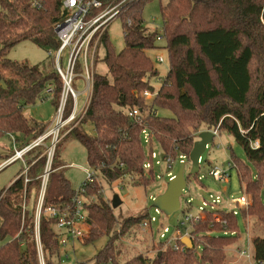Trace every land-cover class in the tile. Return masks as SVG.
I'll return each instance as SVG.
<instances>
[{
    "label": "trees",
    "instance_id": "16d2710c",
    "mask_svg": "<svg viewBox=\"0 0 264 264\" xmlns=\"http://www.w3.org/2000/svg\"><path fill=\"white\" fill-rule=\"evenodd\" d=\"M61 1L0 0V137L14 135L3 161L48 130V125L27 116L24 106L45 93L58 109L63 83L57 69L44 70L39 64L10 59L7 51L23 39L48 53L55 51L59 40L54 25L63 18ZM118 1L101 0V8ZM147 1L127 0L120 5L119 14L124 16L120 50L112 47L106 30L101 34L98 46L104 47L102 60L107 71L94 70L81 118L55 145L42 208L72 205L75 188L64 174L66 163L60 159L64 141L77 140L85 149L89 168L105 181L128 176L146 186L156 176L153 167H143L147 157L151 160L153 148L174 158L178 154L188 158L195 133L205 123L218 132L225 131L242 147L252 168L232 158L240 186L250 196V203L239 212L244 222L246 216L264 227V0H167L159 6L160 31L143 23L141 11ZM154 48H165L168 60L156 89L151 80L158 77V71L146 52ZM144 91L152 93L149 101ZM72 107L73 98L68 94L62 118L69 116ZM134 107L141 110L148 127V143L142 139V125L128 114ZM157 108L168 109L172 116L158 114ZM255 140L257 146L252 145ZM44 151L43 145H35L22 159L11 161L19 160L23 167L0 188V264H41L34 217L22 211V204L31 188L37 187L39 192L47 158ZM93 184H86L88 193ZM86 208L90 234L97 230L93 237L105 234L107 240L91 259L77 264H145L147 259L141 254L119 260L121 251L111 234L116 218L108 202L100 198L87 203ZM141 218L124 219L119 234H128ZM237 221V213L230 209L207 210L204 218L189 225L192 247L178 250L160 245L154 264H223L224 248L239 237ZM54 223L53 217L41 212L38 239L43 264H56L53 258L60 243ZM251 245L255 261L264 263V236L253 234Z\"/></svg>",
    "mask_w": 264,
    "mask_h": 264
},
{
    "label": "rangeland",
    "instance_id": "374dc122",
    "mask_svg": "<svg viewBox=\"0 0 264 264\" xmlns=\"http://www.w3.org/2000/svg\"><path fill=\"white\" fill-rule=\"evenodd\" d=\"M166 2L167 0H149L144 3L141 11L143 23L150 27L157 28V30L160 31L162 27V19L160 16L159 6L160 4H164ZM123 18L124 16L122 14H118L109 21L106 27L107 37L115 50H120L124 45L122 31ZM146 52L152 59L158 71V77L151 80L152 85L156 89L159 85V78H162L168 69L166 50L165 48H154L147 49ZM103 54L104 47L99 45L97 48V61L94 66V70L98 73H105L107 71L106 65L102 60ZM156 55L162 56L163 60L161 62L157 61L155 59ZM7 56L13 60L26 61L30 64H39V66L44 70L56 67L54 53L52 52L49 54L30 39L20 40L10 46L7 51ZM65 59L66 50L61 54L60 65L62 69H64L66 65ZM74 73L75 79L73 81V85L76 92H80V94H78L77 101L75 105L73 104V107L75 111H78V113L72 120H68L64 126H62L58 133V141L56 143L61 140L68 130L75 127L81 118L84 107L86 106L83 104V99L86 97V93L83 92V68L79 59L74 69ZM61 96L62 94L60 95V99ZM41 97L43 98H38L33 103L24 106L23 111L27 116L48 125L47 131L50 132L54 128L58 114L55 107L51 103V96L43 93ZM69 99L70 98L67 100L69 101ZM149 100L150 97L147 96V101ZM156 112L161 115L172 116L171 111L168 109L157 108ZM88 129L91 131L90 126H88ZM211 129L212 128L205 123H202L199 127V131ZM42 135L43 134L39 136ZM196 135L197 132L195 133V139L197 137ZM12 138H14V135H5L0 137V188L7 186L10 180L15 178L17 173L23 167L22 162L19 160L12 163L3 162L5 155H8V153H10V149L12 148ZM52 139L53 134L43 138L38 145H43L46 148L49 146ZM153 151H156L157 153L156 159L149 160L148 157L146 159L147 161H152L154 164L153 171L155 175L160 176H155L153 183L143 186L141 184L134 183V179H130L128 176L112 182H107L100 175H97L96 180L92 185L93 189L90 192V197H93V201L97 202L98 199L101 198L111 205L113 195H117L121 201L120 204L112 208L113 215H115L116 218V223L111 229V234L116 237L117 247L121 251L119 255L120 261H125L130 257L141 254L142 257L147 259L145 264H154L156 254L159 253V246L162 245L165 247L163 243L160 244L159 240L163 242L167 239L173 243L175 241L174 236L177 231L182 234L185 228L189 226L188 222L183 220L184 217L190 215L195 217L200 214L202 210H200L199 207H202L203 202L207 203V205L203 204L205 209H209L210 204H212L216 196H218L220 202L217 205V208L229 210L234 204V202L231 203V200L236 198L243 200L244 192L238 181V171L234 166L233 157H237L245 161L248 163L250 168H252L250 162L246 160L242 147L225 131L219 130L217 134H214L212 141L206 144L205 150L200 155L199 171L197 175H189V178L186 181V186L182 190V194L179 198L180 208L172 212L170 215H165L163 212L156 210L155 207L151 206L152 199L165 188L168 181L166 173L171 172L175 175L180 162L177 155L175 161L170 167H167L164 162H162L161 166H159L154 163L155 160L160 157L158 155V150L154 147ZM60 159L66 163V167L64 168L65 176L69 180L70 185L76 189L85 179V170L89 169L86 162L84 147L77 140H66L61 146ZM188 162L185 164L184 168L185 175L190 167V163ZM211 166L227 169L229 173L228 180L216 181L211 178L208 175V170ZM37 189V187L31 188L29 191L30 194L25 201L26 210L29 211L33 217L35 216L37 195L39 193ZM248 203H250V200ZM235 208L238 219L237 224L239 237L236 241L224 248L226 251V257L223 264H248L249 261L246 258L238 256L236 248L239 247L241 249H246L252 254L251 237L255 233L264 236V227L260 223L254 222L246 216L244 217V222L239 212L240 204H238ZM145 211H147L149 216L151 215L155 219L146 228L140 225L145 218H143ZM139 215L142 217L141 220H139L137 224L131 226L128 234H119L120 223L124 219L130 216ZM204 217L205 215L202 218ZM180 222L182 224H179ZM88 227L91 229L90 226ZM163 227L168 228V232L165 233L166 239L159 238V233L162 231ZM91 233V236L86 238L84 241L67 239L64 244L60 245L58 254L54 256L53 260L55 263L77 264L78 262L91 259L96 251L101 248L107 240V236L105 234H100L98 237L94 238L93 236L98 234L97 230H92ZM39 259L40 261L42 259L40 250Z\"/></svg>",
    "mask_w": 264,
    "mask_h": 264
},
{
    "label": "built area",
    "instance_id": "2783aa9c",
    "mask_svg": "<svg viewBox=\"0 0 264 264\" xmlns=\"http://www.w3.org/2000/svg\"><path fill=\"white\" fill-rule=\"evenodd\" d=\"M127 0H119L113 6L102 7L101 0H62L61 7L63 12V18L59 20L54 25V31L59 40L58 48L53 51L54 59L56 62V69L61 76L63 83V91L62 96L59 102V106L57 109V120L54 125V128L50 132L44 133L42 136L37 137L30 145L20 149L15 150L14 155H12L5 162H11L14 159H22V154L28 150L30 147L38 145L43 138L47 135L53 134V139L49 146L45 148L46 153V164L43 170V173L40 175V189L37 195V204L36 211L34 216L35 222V239L37 242L38 249L40 250L39 239H38V222L41 215V212L47 215L48 217H53L55 219L54 228L56 231V237L61 244H64L67 239H77L84 241L86 238H89L90 229L87 223V208L86 204L93 201V197H90V193L86 190V184H90L96 180V175L91 168L85 170V179L79 184V186L75 189L74 196L72 197V205L68 208L65 207H51L46 206L42 208V200L45 193L46 183L48 179V174L50 172V164L51 159L54 153L56 142L58 141V133L62 126L68 121L72 120L78 111H75L74 107L66 119H62V111L66 101V97L70 94L73 98V104L75 105V101L77 99L78 94L80 92H76L73 81L75 79L74 69L76 67V63L79 62L83 68L82 73V84L84 85L83 92L86 93V99L84 105L87 104L89 95L92 88L93 83V74H94V66H95V57L97 55V48L99 44V39L101 34L107 29V25L109 21L117 16L120 12V5ZM66 50V59H65V68L62 69L60 65L61 54ZM52 53V52H49ZM155 59L159 62L163 60L162 56L156 55ZM49 90V89H48ZM143 95L145 97H151L152 93L150 91H144ZM128 114L133 117V119L139 122L142 125V139L144 143H148L149 141V130L146 126L145 122L142 121V112L139 108H132ZM214 134H217V129H211ZM13 142V141H12ZM253 146L258 145V141L255 140L252 142ZM158 150V149H157ZM156 151L150 152V158L156 159ZM159 159L155 160V164L161 166L162 162L166 164L167 167H170L171 164L175 161L176 158L172 157L169 154L162 153L158 150ZM179 162L185 164L189 161L185 154H178L177 156ZM2 162V163H3ZM189 163V162H188ZM152 161H145L143 164L144 169H148L149 167H153ZM25 171V169H24ZM23 171V172H24ZM208 175L214 180L227 181L229 177V173L227 169H221L216 166H212L208 170ZM166 176L168 180L174 177L171 172H167ZM156 177H160L156 175ZM27 179L25 178V181ZM154 198V197H153ZM220 199L218 196L214 199L213 203L210 204L209 209H205L204 205L207 203L203 202L202 207H199L202 212L197 216H185L184 221L188 222L190 225L191 222L197 221L201 219L207 210H213L217 208ZM234 204L231 206V209L234 214H236V206L240 204V207H245L248 202L244 200H240L238 198L231 200V203ZM236 205V206H235ZM156 209V208H155ZM26 210L25 202L22 204V211ZM158 210V209H156ZM145 218L140 224L143 227H147L150 225L155 219L153 216H149L147 211H145ZM213 218L215 220H220L218 215L213 214ZM183 222V221H182ZM179 224H182L181 222ZM188 228H185L184 232L181 234L179 231L174 236V242L171 243L166 239L165 233L168 232L167 227H163L162 231L159 233L160 239H166L163 241L164 245H170L173 249L184 250L186 247L180 242L182 236H189ZM178 230V229H177ZM248 240V239H247ZM160 241V240H159ZM179 241L180 244L177 242ZM236 252L239 257L246 258L249 262L248 264H264L262 262H257L253 258L252 254L246 250L241 249L239 247L236 248ZM43 264V260L40 261Z\"/></svg>",
    "mask_w": 264,
    "mask_h": 264
},
{
    "label": "water",
    "instance_id": "95a60500",
    "mask_svg": "<svg viewBox=\"0 0 264 264\" xmlns=\"http://www.w3.org/2000/svg\"><path fill=\"white\" fill-rule=\"evenodd\" d=\"M214 133L211 130H200L197 132V137L188 153L190 167L187 174H184V164L181 162L177 173L169 179L165 188L154 196L151 206L155 207L165 215H170L172 212L180 208V196L182 190L186 186V177L197 174L199 171V160L201 153L205 150L206 144L211 142ZM264 201V190L262 191ZM120 199L117 195H113L111 199V207L114 208L120 204ZM180 242L186 247H192V241L188 236H182Z\"/></svg>",
    "mask_w": 264,
    "mask_h": 264
},
{
    "label": "crops",
    "instance_id": "0c3cea01",
    "mask_svg": "<svg viewBox=\"0 0 264 264\" xmlns=\"http://www.w3.org/2000/svg\"><path fill=\"white\" fill-rule=\"evenodd\" d=\"M85 99H86V97H84V99H83V104H84V102H85ZM76 101H77V99H76ZM76 101H75V103H76ZM83 104H82V106H83ZM82 106H81V107H82ZM213 136H214V135H213ZM211 167H212V166H211ZM161 191H162V190H161ZM243 200L248 202V201L250 200V197H249L247 194L244 193Z\"/></svg>",
    "mask_w": 264,
    "mask_h": 264
}]
</instances>
